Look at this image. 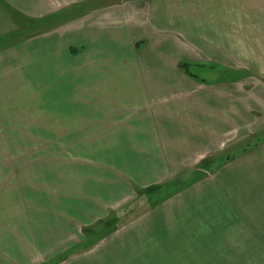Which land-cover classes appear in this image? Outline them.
<instances>
[{
	"label": "crops",
	"instance_id": "1",
	"mask_svg": "<svg viewBox=\"0 0 264 264\" xmlns=\"http://www.w3.org/2000/svg\"><path fill=\"white\" fill-rule=\"evenodd\" d=\"M61 132L0 264H264V0H0V159Z\"/></svg>",
	"mask_w": 264,
	"mask_h": 264
},
{
	"label": "rangeland",
	"instance_id": "2",
	"mask_svg": "<svg viewBox=\"0 0 264 264\" xmlns=\"http://www.w3.org/2000/svg\"><path fill=\"white\" fill-rule=\"evenodd\" d=\"M194 74H196L201 79L206 78L204 75L205 72L193 70ZM215 76H210L208 80H212ZM44 137L42 141L30 140L33 142V145L41 142L43 144L41 147L38 146H27L25 148H10L8 149V153L10 159H0V172L4 171L10 172L11 175V198L10 203L13 205H17L18 203V188L21 186H28L29 184L34 183L35 181L29 180V178L34 177L36 173L41 172H49L52 171L56 163L64 160V159H82L83 157H87L92 153L95 149H86L78 146L73 147H65L66 144H73L74 142L68 141L67 135L68 133H57L60 138L58 139V143L61 145L60 147H46L48 143H50L49 136H46L43 133ZM51 134V133H50ZM30 135L34 136L35 133L32 132ZM256 139H252L245 144H255ZM31 142H27L30 144ZM77 142H75L76 144ZM82 143V142H81ZM77 145V144H76ZM238 150V149H236ZM233 150L228 149L226 155L231 153ZM5 161L3 165L1 162ZM22 178L20 181L18 178ZM254 235H258L259 238L264 239V228L261 226L260 229L257 227L253 228ZM264 248V245H262Z\"/></svg>",
	"mask_w": 264,
	"mask_h": 264
},
{
	"label": "trees",
	"instance_id": "3",
	"mask_svg": "<svg viewBox=\"0 0 264 264\" xmlns=\"http://www.w3.org/2000/svg\"><path fill=\"white\" fill-rule=\"evenodd\" d=\"M180 68L186 72L189 76L195 78L194 75L190 74V71L188 69V64H180ZM200 176L194 178L191 182H195ZM173 187V186H172ZM150 207V193L147 196H143V198L136 203V205L133 207V209L127 214L126 217L122 220V223H126L132 218H135L139 214L145 212Z\"/></svg>",
	"mask_w": 264,
	"mask_h": 264
}]
</instances>
